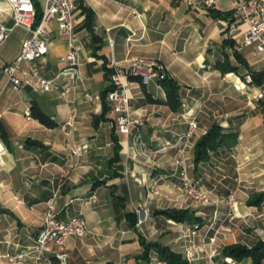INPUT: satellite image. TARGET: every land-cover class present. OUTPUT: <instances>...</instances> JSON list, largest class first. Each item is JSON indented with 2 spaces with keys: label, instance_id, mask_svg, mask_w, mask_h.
Here are the masks:
<instances>
[{
  "label": "crops",
  "instance_id": "0c3cea01",
  "mask_svg": "<svg viewBox=\"0 0 264 264\" xmlns=\"http://www.w3.org/2000/svg\"><path fill=\"white\" fill-rule=\"evenodd\" d=\"M32 2L42 9L44 0ZM81 2L94 14L87 24L85 14L76 12L81 81L75 91L61 95L60 58L68 46L54 22L47 55L24 66L54 79V87L16 92L5 84L2 68L18 56L29 32L14 24L6 0H0V25L11 28L0 43V264H18L4 255L33 245L45 202L54 194L57 218L81 216L87 228L84 237L67 240L66 264H165L154 249L145 254L141 240L168 247L187 264H209L202 252L209 236L217 245L212 264H251L250 258L224 255L223 248L251 247L264 239V199L248 202L264 194V94L256 98L264 91V60L242 47L246 24L236 19L232 2ZM138 57L165 67L178 86L181 106L176 111L168 106L157 81L129 79L130 109L143 125L125 137L115 130L113 104L102 98L110 88L106 65L113 59L125 66ZM217 62L235 70L222 72ZM83 91L94 99L85 100ZM33 104L51 126L33 117ZM71 119L74 130L67 124ZM191 120L197 128L187 151L188 171L209 192L206 204L182 192L172 162L173 145ZM213 124L234 131L237 142L195 165L194 144ZM73 144L82 147V155L72 153ZM60 178L65 182L58 189ZM230 193L232 208L226 202ZM139 202L145 211L138 214ZM165 209H187L200 222L174 221L158 213ZM127 211L136 214L133 225ZM190 246L195 253L187 258L184 250Z\"/></svg>",
  "mask_w": 264,
  "mask_h": 264
},
{
  "label": "built area",
  "instance_id": "2783aa9c",
  "mask_svg": "<svg viewBox=\"0 0 264 264\" xmlns=\"http://www.w3.org/2000/svg\"><path fill=\"white\" fill-rule=\"evenodd\" d=\"M214 3L217 0H207ZM234 6L235 17L246 24L242 45L249 47L253 57L264 60V0H230ZM10 8L15 25L27 29L29 35L22 41L20 53L10 63L3 66L6 85L12 86L16 92H21L25 87H31L41 92H48L54 87V79L42 76L37 68L25 69L29 62L41 59L47 55L51 43L50 24L54 22L58 34L67 41L68 49L60 58L63 68L58 76L62 80L61 95L75 91L81 81L80 65L81 54L77 45L76 26L77 2L76 0H44L40 20L35 23L36 9L32 0H6ZM11 28L0 25V43L4 41ZM110 70V89L106 100L113 104L116 113L115 130L118 134L129 137L131 131L143 125L139 116H134L130 109L128 95V80L138 78L142 83L158 81L167 75L165 67L156 59L134 58L125 66L119 65L115 60L107 63ZM264 91L258 93L256 98H261ZM83 97L92 101L94 96L83 91ZM74 130V120L67 122ZM197 128L196 122L191 120L185 132L181 133L173 145L172 162L177 168V178L180 189L192 201L206 204L211 201V196L198 180L192 178L188 171L187 151L191 138ZM71 151L75 156L82 155V147L73 144ZM65 180L60 178L58 189L64 185ZM152 192L154 188L151 189ZM55 195L46 200L43 223L34 238L33 245L16 254H5L4 258L9 263L18 264H66L68 253L65 249L69 238H82L87 233L86 223L81 216H72L67 219H58L55 210ZM226 202L234 206L233 193L228 194ZM139 214L145 211L141 202L136 205ZM196 229L191 230L195 234ZM203 243L202 252L209 264L217 253L214 236H209ZM187 258H192L195 253L193 246L184 250ZM122 264V263H120Z\"/></svg>",
  "mask_w": 264,
  "mask_h": 264
},
{
  "label": "trees",
  "instance_id": "16d2710c",
  "mask_svg": "<svg viewBox=\"0 0 264 264\" xmlns=\"http://www.w3.org/2000/svg\"><path fill=\"white\" fill-rule=\"evenodd\" d=\"M76 2L77 9H80L82 13L85 14L87 24L92 23L94 19L93 12L90 9L86 8L82 4L81 0H76ZM35 9V23H37L40 20L42 9L37 6H35ZM216 67L222 72L235 70L234 67L226 65L225 62H217ZM252 77L253 80L258 82L259 74L253 72ZM131 79H135L142 83L141 80L138 78ZM157 82L161 85V87L166 93V103L168 104V106L174 111L179 109V107L181 106V101L178 92V86L175 80L172 77L166 75L164 78L158 80ZM107 92L102 95L103 99H106ZM106 109L107 105L106 103H104L103 110L105 111ZM31 114L39 122L46 126H51L53 124L50 118L45 115L35 104H33L31 107ZM236 142L237 134L234 131L225 130L219 124H213L201 137L197 139L194 144V164L198 165L201 162H206L209 159V155L211 152L216 151L221 147L230 149L236 144ZM261 199H264V194L256 197H251L248 202L252 204L255 203V201L257 200L260 201ZM158 213L164 214L165 216L177 222H200V218L192 215L191 212L187 209H165L159 211ZM125 215L127 216L130 224L133 225L136 221V214L134 212L127 211ZM141 243L144 247L145 254L150 249H154L157 252L159 259L165 264H187V261L182 257L181 254L171 251L166 246H162L156 242H147L145 240H141ZM223 254L226 256H230L235 260L250 258L251 264H262V261L264 259V239H259L251 247H247L242 244L227 245L223 248Z\"/></svg>",
  "mask_w": 264,
  "mask_h": 264
},
{
  "label": "rangeland",
  "instance_id": "374dc122",
  "mask_svg": "<svg viewBox=\"0 0 264 264\" xmlns=\"http://www.w3.org/2000/svg\"><path fill=\"white\" fill-rule=\"evenodd\" d=\"M242 47H245V46L242 45ZM246 48H247V47H246Z\"/></svg>",
  "mask_w": 264,
  "mask_h": 264
}]
</instances>
